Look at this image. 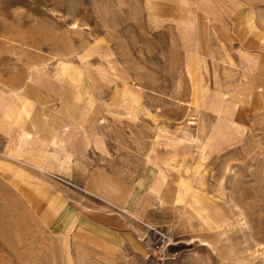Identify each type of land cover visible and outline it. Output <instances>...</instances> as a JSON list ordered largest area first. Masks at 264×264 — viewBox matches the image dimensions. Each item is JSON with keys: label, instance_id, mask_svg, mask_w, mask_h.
<instances>
[{"label": "rangeland", "instance_id": "374dc122", "mask_svg": "<svg viewBox=\"0 0 264 264\" xmlns=\"http://www.w3.org/2000/svg\"><path fill=\"white\" fill-rule=\"evenodd\" d=\"M0 264H264V0H0Z\"/></svg>", "mask_w": 264, "mask_h": 264}, {"label": "crops", "instance_id": "0c3cea01", "mask_svg": "<svg viewBox=\"0 0 264 264\" xmlns=\"http://www.w3.org/2000/svg\"><path fill=\"white\" fill-rule=\"evenodd\" d=\"M191 29L193 30V31H192V32H193L192 36H193V39H194V38H195V34H194V29H195V27H192ZM242 51H243V50H242ZM255 57H256V56H255ZM256 58H257V57H256ZM43 78H44V77H43ZM14 102H15V101L13 100V101H12V105L14 104ZM10 111H13V108H11ZM79 138H82V140H83V137L80 136ZM82 140L80 139V142H82Z\"/></svg>", "mask_w": 264, "mask_h": 264}, {"label": "bare ground", "instance_id": "6f19581e", "mask_svg": "<svg viewBox=\"0 0 264 264\" xmlns=\"http://www.w3.org/2000/svg\"><path fill=\"white\" fill-rule=\"evenodd\" d=\"M195 144V143H194Z\"/></svg>", "mask_w": 264, "mask_h": 264}]
</instances>
